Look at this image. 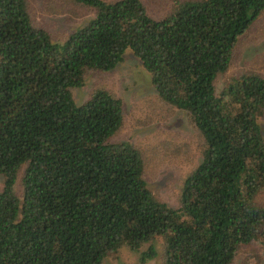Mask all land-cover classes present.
I'll list each match as a JSON object with an SVG mask.
<instances>
[{
	"label": "trees",
	"instance_id": "obj_1",
	"mask_svg": "<svg viewBox=\"0 0 264 264\" xmlns=\"http://www.w3.org/2000/svg\"><path fill=\"white\" fill-rule=\"evenodd\" d=\"M75 1L94 17L57 41L25 0H0V264H102L123 246L146 263L157 237L164 264H232L240 247L264 245V77L215 89L264 0H184L162 18L141 0ZM127 50L204 141L177 209L153 196L139 150L111 141L122 101L96 89L78 105L71 93Z\"/></svg>",
	"mask_w": 264,
	"mask_h": 264
},
{
	"label": "rangeland",
	"instance_id": "obj_2",
	"mask_svg": "<svg viewBox=\"0 0 264 264\" xmlns=\"http://www.w3.org/2000/svg\"><path fill=\"white\" fill-rule=\"evenodd\" d=\"M114 1V0H105ZM153 18L170 13L184 0H141ZM31 23L44 29L53 40L62 41L94 17V10L75 0H25ZM248 73L264 77V11L238 37L229 68L215 80L216 94L222 95L232 78ZM96 89H106L122 101L123 124L112 142L129 141L144 162V179L153 196L170 207H180V191L184 179L202 160L205 148L201 134L183 110L164 102L151 84V76L131 51L108 72L87 69L84 82L73 87L76 104L84 103ZM264 136V116L260 119ZM23 170V168H21ZM3 177L0 176V191ZM22 193L20 176L14 188ZM264 205V187L256 197ZM157 256L141 263L138 253L123 246L105 256L102 264H164L162 237L152 242ZM149 244H145V249ZM232 264H264V245L252 242L240 247Z\"/></svg>",
	"mask_w": 264,
	"mask_h": 264
}]
</instances>
